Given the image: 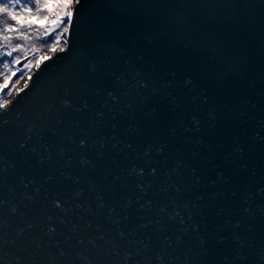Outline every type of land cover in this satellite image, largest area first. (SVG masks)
I'll return each instance as SVG.
<instances>
[{"label":"water","instance_id":"water-1","mask_svg":"<svg viewBox=\"0 0 264 264\" xmlns=\"http://www.w3.org/2000/svg\"><path fill=\"white\" fill-rule=\"evenodd\" d=\"M77 8L0 113V264H264V0Z\"/></svg>","mask_w":264,"mask_h":264},{"label":"snow or ice","instance_id":"snow-or-ice-1","mask_svg":"<svg viewBox=\"0 0 264 264\" xmlns=\"http://www.w3.org/2000/svg\"><path fill=\"white\" fill-rule=\"evenodd\" d=\"M75 4L79 6L81 0H0V37L3 38L5 42L12 41L13 37L9 35L10 33H17L19 36L27 38V33L22 31L23 28L30 29L32 25H21V20L34 19L39 21L43 19L45 21L49 20L48 15H41L44 12H50L49 4L59 5V10L51 12L53 19H51V24L55 26L54 35H51V40H46L43 43L45 45H53L52 50H55L54 45L68 44L69 38L71 36L70 29L73 24L74 18L78 17L79 8L75 11H64L67 5ZM66 17V19H65ZM4 45L0 44V48ZM22 47L21 44L17 43L11 48L10 51L0 53V65L3 69H11L14 66L20 67V74L17 75L16 71H9L4 73L5 79L4 83H0V90H3L8 85V80L10 77H16L15 84H18L21 80L25 78L24 69L29 68V63H22L19 55H14ZM66 51L62 48L61 52ZM27 59V58H26ZM40 59H46V57H41ZM39 63V60H36ZM28 80L32 79L31 75H28ZM27 87V85H25ZM12 95L11 91L4 92L5 97ZM5 109V104L0 102V113Z\"/></svg>","mask_w":264,"mask_h":264},{"label":"rangeland","instance_id":"rangeland-1","mask_svg":"<svg viewBox=\"0 0 264 264\" xmlns=\"http://www.w3.org/2000/svg\"><path fill=\"white\" fill-rule=\"evenodd\" d=\"M74 4V3H73ZM73 4L67 5L64 11H70ZM50 12H44L41 15H48L49 20L45 21L40 19L39 21L34 19H23L21 20V25H32L30 29L23 28L22 31L27 33V38L25 39L23 36H19L17 33H10L13 37L12 41L5 42L2 37H0V44H3L4 47L0 48V53L10 51L15 44L19 43L22 47L18 50L14 55H19L21 59L25 56H31L30 60L26 63H29V68L24 69L25 78L21 80L18 84H15L16 77H10L8 80V85L3 90H0V95L2 102L6 105L21 89L25 88L27 85V77L28 75L33 74L34 69L37 68V65L40 64L44 59H40L41 57L51 58L56 51H58L65 44L54 45L55 50H52L53 45H45L43 42L46 40H51V35H54L55 26L51 24V19H53L51 12H55L59 10V5L49 4ZM2 18V17H0ZM66 19V17H65ZM51 34V35H50ZM35 53V54H34ZM34 54V55H33ZM36 60H39V63H36ZM11 71H16L17 75L20 74V68L14 66L10 69ZM9 69H3V66L0 65V83H4V73L10 71ZM11 91L12 95L9 97L4 96V92Z\"/></svg>","mask_w":264,"mask_h":264},{"label":"bare ground","instance_id":"bare-ground-1","mask_svg":"<svg viewBox=\"0 0 264 264\" xmlns=\"http://www.w3.org/2000/svg\"><path fill=\"white\" fill-rule=\"evenodd\" d=\"M62 48H64V46H62L58 51H60ZM46 59H47V58H46ZM46 59H44V60H46ZM44 60H43V61H44ZM39 65H40V64H38L37 67H38ZM35 70H36V68L34 69V72H35ZM34 72H33V73H34ZM28 81H29V80H28ZM28 81H27V82H28Z\"/></svg>","mask_w":264,"mask_h":264},{"label":"trees","instance_id":"trees-1","mask_svg":"<svg viewBox=\"0 0 264 264\" xmlns=\"http://www.w3.org/2000/svg\"><path fill=\"white\" fill-rule=\"evenodd\" d=\"M28 56H29V55H28ZM25 57H27V56H25ZM25 57H24V58H25Z\"/></svg>","mask_w":264,"mask_h":264}]
</instances>
